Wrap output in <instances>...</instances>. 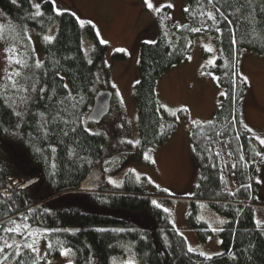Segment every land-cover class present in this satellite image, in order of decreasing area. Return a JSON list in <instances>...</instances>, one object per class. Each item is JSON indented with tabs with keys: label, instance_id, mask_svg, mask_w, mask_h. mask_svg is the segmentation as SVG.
<instances>
[{
	"label": "trees",
	"instance_id": "obj_1",
	"mask_svg": "<svg viewBox=\"0 0 264 264\" xmlns=\"http://www.w3.org/2000/svg\"><path fill=\"white\" fill-rule=\"evenodd\" d=\"M39 2L44 15L33 18L34 0L15 4L0 0L4 32L0 41L15 46L18 58L28 65L13 63L12 68H3L0 77V225L19 228V233L0 228V244L7 240L23 253L9 256L5 264H43L66 247L73 249L76 264H111L113 256L132 248L144 264H264V228L255 217L264 205L256 197L258 171L264 164L257 153H264V145L257 144L243 120L249 84L240 71L244 51L264 58V0H250V4L247 0H186L189 11L184 9L182 25L173 26L168 34L159 30L157 40L140 44L133 97L138 151L143 153L166 142L177 130L178 117H186L184 111L176 114L160 104V77L188 57L195 37L210 34L215 39L218 57L202 77L211 79L222 93L214 116L190 128L191 154L199 176L192 194L180 197L191 204L187 220L202 242L212 230L198 218L199 206L207 204L227 217L220 232L222 251L210 257L188 250L186 237L156 202L174 196L163 190L146 191L131 173L121 187L95 186V168L104 164L109 169V140L105 133L88 130L86 116L109 75L108 46L92 23L81 26L71 10L63 9L58 15L50 0ZM56 21L54 39L45 40ZM30 34L38 37L41 58ZM83 34L93 41L90 57ZM113 56L126 58L123 52ZM14 70L21 72L14 77L21 84L38 82L26 106L19 96L29 93L3 87L11 83L5 79L6 72ZM16 112L23 115L18 117ZM15 178L39 180L20 189L12 184ZM41 231L47 241L44 259L23 247L31 243L38 248ZM10 252L6 249L0 255Z\"/></svg>",
	"mask_w": 264,
	"mask_h": 264
},
{
	"label": "rangeland",
	"instance_id": "obj_2",
	"mask_svg": "<svg viewBox=\"0 0 264 264\" xmlns=\"http://www.w3.org/2000/svg\"><path fill=\"white\" fill-rule=\"evenodd\" d=\"M34 1L40 3V0ZM151 2L155 7H161L162 11L157 13L154 9L147 8L145 0H56L55 7L71 10L80 21H90L101 40L108 46L105 62L110 71L100 86L113 92L112 110L100 123H88L87 128L93 133H105L108 136L106 150L110 164L108 170L104 164H100L93 171L92 177L96 187L100 184L121 187L126 175L131 173L136 183L143 185L146 191L163 190L174 196L164 201L156 199V202L169 214L176 228L186 237L189 246L210 257L222 251L220 232L228 219L209 205L201 204L198 218L205 221L212 230L207 241L202 242L187 220L188 212L192 209L191 204L180 197L192 194L199 176L191 154L190 128L214 116L222 93V89L215 87L211 79L202 77L205 69L215 64L218 49L212 35H199L193 39L188 57L160 77L157 85L160 104L176 114L184 111L186 117H178L177 130L166 142L139 153L138 144L135 143L139 140V132L133 85L137 77L140 44L143 40H157L159 30L168 34L170 28L185 22L183 11L186 0ZM169 3L174 7H162ZM57 28L56 21L44 37H53ZM30 37L41 58L38 37L33 34ZM82 42L90 57L93 41L87 34H83ZM7 47L10 46L0 41V77L3 68L9 66L5 52ZM115 52H123L126 58H115ZM12 64L9 67L12 68ZM240 71L249 84L243 102V120L257 144L261 145L257 137L264 138V58L256 52L244 51L241 55ZM128 144L131 145L129 148ZM121 147H124L123 150ZM258 180L256 197L264 203V164L259 168ZM260 207L255 217L256 221L262 222L260 225L264 228V205ZM214 228L217 230L213 231ZM37 241L39 258L44 259L47 241L42 231ZM63 249L72 251L64 256L61 254ZM63 249L57 257L46 259L43 264H69V261L76 264L73 249ZM129 259H134L135 264H144L133 248L125 254L113 256L111 264H125Z\"/></svg>",
	"mask_w": 264,
	"mask_h": 264
},
{
	"label": "snow or ice",
	"instance_id": "obj_3",
	"mask_svg": "<svg viewBox=\"0 0 264 264\" xmlns=\"http://www.w3.org/2000/svg\"><path fill=\"white\" fill-rule=\"evenodd\" d=\"M50 2L52 3V5L54 6V11L59 15V14H62V10L59 9L58 7H55L56 5V0H50ZM209 3H213V0H208ZM247 2L250 4V0H247ZM12 3H17V0H12ZM145 3H146V6L147 8L149 9H154L157 13H160L162 11V8L161 7H155L154 4L151 2V0H145ZM32 7H34L36 9L35 13H33V18H35L36 16H42L44 15V13L41 11V4L40 3H34L32 5ZM162 7H167V8H172L174 7V5L172 4H165L163 5ZM185 11H189L188 8H185ZM209 15L212 17V19H215V16L212 15L211 13H209ZM84 21L81 20L80 21V24L81 26L84 25ZM89 23H91L89 21ZM201 29L199 28H193L192 31L194 32H199ZM0 39H4V32H3V29H2V26H0ZM30 39V37H29ZM45 40H48V41H51L54 39V37H51V36H45L44 37ZM106 43V42H105ZM232 43L235 44L236 41L235 39L232 40ZM210 50V49H209ZM117 51H124L123 49H117ZM5 52L7 53L6 55V59L7 61L9 62V65H11L12 63H15V64H19L21 65V67H27V62L25 60H22V59H19L17 58V55H16V49L14 46H10V47H7L5 49ZM40 62L37 60L36 61V67H40ZM21 75V72L18 71V70H14L12 72H6L5 74V79L7 81H10L11 83L10 84H5L3 85L4 89L7 90L8 88H12V89H15L16 93H29L28 96H25V95H20L19 96V101L21 104L23 105H27L29 100L31 99V95L30 93L31 92H34L36 91V84L38 83L37 81H32V83L28 86H25V84H21L18 80L14 79V77H17V76H20ZM247 78H245L246 80ZM25 80L28 81V80H32L31 77H25ZM137 83H139V81H137ZM65 87H67V85H65ZM41 91H44L43 88H41ZM16 115L19 117V116H22L23 115V112H16ZM123 125H121L122 127ZM74 131V129H73ZM257 139L259 140V143L261 145H264V138H260V137H257ZM129 143H132V141H128ZM136 144H139L140 141L139 140H136L135 141ZM229 155H231V153H229ZM258 156H262L264 157V153H257ZM145 158H147V154H145ZM233 169L236 167L235 164L232 165ZM241 187H250V185H247V186H244V185H241ZM231 195H235V193H230ZM153 203H156L155 201ZM13 224H15V221H12ZM221 223H223V221H221ZM262 222L261 221H257V225L259 226ZM0 228H2V230L6 233L8 232H17L19 233V228H12V227H7L5 225H0ZM217 229H213V231H216ZM23 247L27 248L28 250H30L32 253H37L39 254L40 253V250L38 248H36L33 244L31 243H25L23 245ZM49 248L52 247L51 244L48 245ZM6 249H11V252L9 254H6V255H0V264H5L6 261L9 260V256H17V257H20L23 255V253H21L20 251V248L19 247H14L13 244H9L7 242V240H3V243L0 244V254H4L5 253V250ZM189 251H193V249L191 247H189L188 249ZM71 249H63L61 254L64 255V256H68L70 253H71ZM201 255H205L204 253H201ZM69 264H72L71 261H69ZM125 264H135V261L134 259H129L128 261L125 262Z\"/></svg>",
	"mask_w": 264,
	"mask_h": 264
},
{
	"label": "water",
	"instance_id": "obj_4",
	"mask_svg": "<svg viewBox=\"0 0 264 264\" xmlns=\"http://www.w3.org/2000/svg\"><path fill=\"white\" fill-rule=\"evenodd\" d=\"M113 92L110 89H100L94 98L93 105L87 113L86 119L90 123H100L111 111ZM39 178L12 180L13 185H18L20 189H26L36 183Z\"/></svg>",
	"mask_w": 264,
	"mask_h": 264
}]
</instances>
